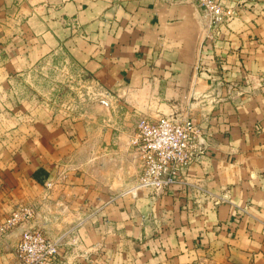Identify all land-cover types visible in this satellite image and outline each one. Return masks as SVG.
<instances>
[{
  "label": "crops",
  "instance_id": "crops-1",
  "mask_svg": "<svg viewBox=\"0 0 264 264\" xmlns=\"http://www.w3.org/2000/svg\"><path fill=\"white\" fill-rule=\"evenodd\" d=\"M216 1L237 14L210 38L196 0H0V222L35 208L0 264H23L27 229L60 264H264V0ZM59 61L94 105L36 74ZM164 116L197 125L206 154L183 183L133 194L131 138Z\"/></svg>",
  "mask_w": 264,
  "mask_h": 264
},
{
  "label": "built area",
  "instance_id": "built-area-1",
  "mask_svg": "<svg viewBox=\"0 0 264 264\" xmlns=\"http://www.w3.org/2000/svg\"><path fill=\"white\" fill-rule=\"evenodd\" d=\"M208 19L215 36L216 28L232 20L237 11L216 0H196ZM131 143L142 160V170L128 189L136 194L141 189L169 190L183 183L184 172L206 154L208 141L201 130L190 120L179 121L171 117L157 120L140 118ZM51 185V183H49ZM35 217V208L18 205L0 222V238L17 226ZM23 264H60V244L41 230L27 229L16 248Z\"/></svg>",
  "mask_w": 264,
  "mask_h": 264
},
{
  "label": "rangeland",
  "instance_id": "rangeland-1",
  "mask_svg": "<svg viewBox=\"0 0 264 264\" xmlns=\"http://www.w3.org/2000/svg\"><path fill=\"white\" fill-rule=\"evenodd\" d=\"M60 65H58V67L56 68H51V69H43L40 71H37L36 74L39 76V78H44L47 79V81H50L53 85V83L56 84H61V85H66L64 84L66 81V83H68V85L64 86L62 89L60 88V85L56 86V89L60 90V95L63 96V100L65 103L66 101L70 100V102H72L74 104V106L76 107V109H80V107L89 104V106H92V104L94 105L96 102V89L95 87H92V85H86V83H84V81L82 80L79 83V78H78V73L77 71H75L74 69L68 67V65H66V63H63L61 61ZM68 79H70V82L68 81ZM49 84V83H48ZM45 84L44 86H42L41 91L43 92H48L50 85ZM70 102L67 103L70 104ZM66 105V106H67ZM66 106L64 105H59L58 109L60 110L59 113H61V115H65L66 114ZM76 109H74V112L76 111Z\"/></svg>",
  "mask_w": 264,
  "mask_h": 264
}]
</instances>
